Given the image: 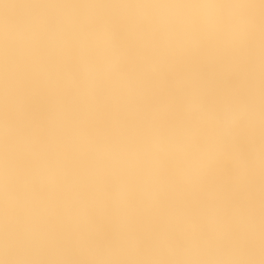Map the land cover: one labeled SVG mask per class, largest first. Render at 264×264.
I'll return each instance as SVG.
<instances>
[{"label": "snow or ice", "instance_id": "1", "mask_svg": "<svg viewBox=\"0 0 264 264\" xmlns=\"http://www.w3.org/2000/svg\"><path fill=\"white\" fill-rule=\"evenodd\" d=\"M0 264H264V0H0Z\"/></svg>", "mask_w": 264, "mask_h": 264}]
</instances>
